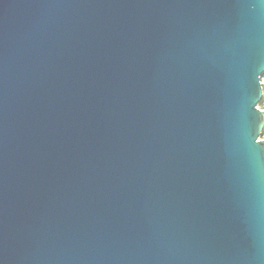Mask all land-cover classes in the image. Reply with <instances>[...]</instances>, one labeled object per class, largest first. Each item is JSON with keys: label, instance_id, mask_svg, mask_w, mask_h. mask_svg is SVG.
Listing matches in <instances>:
<instances>
[{"label": "water", "instance_id": "95a60500", "mask_svg": "<svg viewBox=\"0 0 264 264\" xmlns=\"http://www.w3.org/2000/svg\"><path fill=\"white\" fill-rule=\"evenodd\" d=\"M264 0H0V264H264Z\"/></svg>", "mask_w": 264, "mask_h": 264}, {"label": "rangeland", "instance_id": "374dc122", "mask_svg": "<svg viewBox=\"0 0 264 264\" xmlns=\"http://www.w3.org/2000/svg\"><path fill=\"white\" fill-rule=\"evenodd\" d=\"M261 86H262V97L260 101L257 104V107L264 111V76H260ZM260 139H264V127L262 129V132L259 136Z\"/></svg>", "mask_w": 264, "mask_h": 264}, {"label": "snow or ice", "instance_id": "6c2138e0", "mask_svg": "<svg viewBox=\"0 0 264 264\" xmlns=\"http://www.w3.org/2000/svg\"><path fill=\"white\" fill-rule=\"evenodd\" d=\"M261 76H264V75H261Z\"/></svg>", "mask_w": 264, "mask_h": 264}, {"label": "trees", "instance_id": "16d2710c", "mask_svg": "<svg viewBox=\"0 0 264 264\" xmlns=\"http://www.w3.org/2000/svg\"><path fill=\"white\" fill-rule=\"evenodd\" d=\"M263 75H264V73H263ZM264 96V95H263Z\"/></svg>", "mask_w": 264, "mask_h": 264}]
</instances>
